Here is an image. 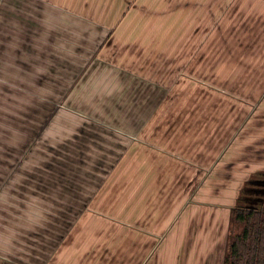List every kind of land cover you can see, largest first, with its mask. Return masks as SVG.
Wrapping results in <instances>:
<instances>
[{
    "label": "rangeland",
    "instance_id": "374dc122",
    "mask_svg": "<svg viewBox=\"0 0 264 264\" xmlns=\"http://www.w3.org/2000/svg\"><path fill=\"white\" fill-rule=\"evenodd\" d=\"M134 2V12L147 15L148 28L157 25L163 30L162 50L156 39L151 41L152 36H148L146 56L150 59L146 68L135 67L145 58L137 41L130 39L128 45V41H121L120 34L114 32L121 21L112 26L102 19L106 18L107 8L95 0H2L1 264H43L50 254L49 262H56L60 240L72 235L73 222L83 216L90 220L96 199L92 195L103 197L107 188H122L123 172L138 171V163L123 164L125 151L127 155L132 151L128 154L122 137L142 124L144 113L147 121H153L148 115L162 111L157 123L168 131L179 115L180 124L196 126V137L204 135L205 126L214 144L213 158L232 151L220 146L211 128L217 124L220 110L264 108L263 100H240L254 92L249 83L203 84V69L195 70L194 81L187 79L186 67L174 66L187 60L217 62L220 44H236L231 27L219 26L218 18H205L202 5H194L195 19L200 20H187V10L192 7L187 0ZM48 8L70 13L63 31V47L54 42V35L53 47L43 44V13L48 15L43 9ZM82 12L101 20L83 17L82 45L75 49L70 18ZM178 12L183 13L177 15V20L174 13ZM45 22L54 28L53 21ZM248 22L244 20L243 25ZM65 48L68 51L64 53ZM230 55L234 57V53ZM237 55L243 65H249V52ZM162 61L163 67L157 68ZM226 119L233 122L232 117ZM164 143L170 146L169 141ZM253 153L249 154L256 155ZM132 157L138 162L137 153ZM253 173L259 175L258 184L249 181L243 193L248 186L264 189L260 181L264 180V169Z\"/></svg>",
    "mask_w": 264,
    "mask_h": 264
},
{
    "label": "crops",
    "instance_id": "0c3cea01",
    "mask_svg": "<svg viewBox=\"0 0 264 264\" xmlns=\"http://www.w3.org/2000/svg\"><path fill=\"white\" fill-rule=\"evenodd\" d=\"M95 1L107 8L106 18L102 19L109 20L112 26L121 21L122 25L114 31L120 34L121 41H128L126 45L130 44V39L137 41L145 58L140 59L139 66L135 64V67L146 68L147 59H150L146 56L148 36H152L151 41L156 39L162 50L163 30L157 25L148 28L145 23L147 15L134 12V0ZM187 1L192 5L187 10V20L199 21L195 19V6L202 5L205 18H218L219 26L227 25L234 30L230 35L236 44L233 47L220 44L217 62L187 60L184 64L173 65L186 67L187 79L194 81L195 70L203 69V84L236 86L249 83L254 92L257 91L256 95L252 92L240 100L264 101V0ZM43 11L48 12V15L43 13V44L53 47L54 35V42L63 47L66 40L63 31L70 13L54 8ZM50 12L54 13L53 16ZM182 13H174L177 20V15ZM79 14L82 16L77 17ZM91 14L71 15L73 34L70 37L74 38L75 49L82 45L80 22L83 17L101 20ZM45 20L53 21L54 28L51 29V23L47 25ZM244 20L249 22L243 25ZM225 38L228 42L226 34ZM67 51L65 48L63 52ZM243 52L250 53L247 66L241 63L240 57L236 59L237 53L243 55ZM231 53H234L233 58ZM157 65L162 68L163 61ZM172 114L175 113L172 111ZM161 115L162 111L155 110L148 115L154 120L147 121L144 113L142 116L146 117L142 124L123 135L122 143L126 144L128 154L132 151L130 155L125 151L123 164L138 163V171L123 172L122 188H107L103 197L92 195L96 199L93 200L94 206L92 203L90 220L83 216L73 222L74 231L68 238L60 240L58 259L53 264H226L232 209L242 205L246 183L258 184L259 175L253 171L264 169V108L220 110L217 124L211 128L215 130L220 146L232 151L213 158L211 147L214 144L205 126L202 128L204 135L200 133L201 136L196 137V126L180 124L179 115H176L168 131L157 123L156 118ZM227 117H232L233 122L230 123ZM166 141L170 146L165 145ZM136 153L138 162L132 157ZM260 181L264 183V180ZM50 257L51 254L43 264H51Z\"/></svg>",
    "mask_w": 264,
    "mask_h": 264
},
{
    "label": "trees",
    "instance_id": "16d2710c",
    "mask_svg": "<svg viewBox=\"0 0 264 264\" xmlns=\"http://www.w3.org/2000/svg\"><path fill=\"white\" fill-rule=\"evenodd\" d=\"M241 201L242 205L232 209V228L225 262L264 264V189L248 186L242 193Z\"/></svg>",
    "mask_w": 264,
    "mask_h": 264
}]
</instances>
